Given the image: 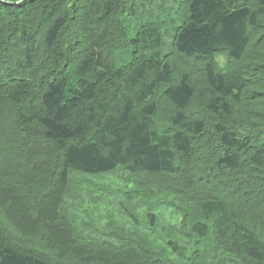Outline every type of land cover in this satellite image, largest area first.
<instances>
[{"label": "trees", "instance_id": "trees-1", "mask_svg": "<svg viewBox=\"0 0 264 264\" xmlns=\"http://www.w3.org/2000/svg\"><path fill=\"white\" fill-rule=\"evenodd\" d=\"M263 204L264 0H0V264H264Z\"/></svg>", "mask_w": 264, "mask_h": 264}, {"label": "rangeland", "instance_id": "rangeland-1", "mask_svg": "<svg viewBox=\"0 0 264 264\" xmlns=\"http://www.w3.org/2000/svg\"><path fill=\"white\" fill-rule=\"evenodd\" d=\"M221 57V56H220ZM221 62H224V58H219ZM126 58H120V63H124ZM199 61L196 60L193 64L195 65ZM201 62V61H200ZM199 71V70H197ZM196 72V71H195ZM195 77H199L195 75ZM168 103H161L160 109L158 111L157 117L163 122L164 116L167 117L168 111L170 110ZM121 174V172H117ZM102 175H89L84 177L83 182H80L78 179L73 181V185L69 192H76L77 203L73 204L78 211L79 219L86 223H91L99 226H107V232L111 233L113 230H118L122 227V223L125 226L130 225L129 221V213L127 212V207L123 209H119L120 204L119 200L124 201L128 206L130 203L128 202L127 196H125L124 200L121 195V191L126 190L127 184L123 183L119 177H117L114 172H110ZM83 179V178H81ZM129 184H132L131 182ZM123 193V192H122ZM142 205V202H140ZM151 205V204H149ZM133 207V205H131ZM74 207V209H76ZM145 210L147 206H145ZM264 207V204L261 205L258 209ZM137 217L140 220H144V208L137 207ZM170 218H174L170 215ZM116 226V228L111 227V225ZM120 226V227H118Z\"/></svg>", "mask_w": 264, "mask_h": 264}]
</instances>
